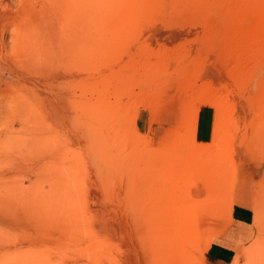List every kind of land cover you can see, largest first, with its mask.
Listing matches in <instances>:
<instances>
[{
    "label": "rangeland",
    "instance_id": "1",
    "mask_svg": "<svg viewBox=\"0 0 264 264\" xmlns=\"http://www.w3.org/2000/svg\"><path fill=\"white\" fill-rule=\"evenodd\" d=\"M5 101L42 194L0 264H218L238 218L264 264V0H0Z\"/></svg>",
    "mask_w": 264,
    "mask_h": 264
},
{
    "label": "bare ground",
    "instance_id": "2",
    "mask_svg": "<svg viewBox=\"0 0 264 264\" xmlns=\"http://www.w3.org/2000/svg\"><path fill=\"white\" fill-rule=\"evenodd\" d=\"M30 57L25 50V44L21 42L14 51L13 60H22L25 66L29 64L32 67ZM37 58L34 57V60L36 61ZM26 112V109L19 108L18 105L15 106L8 101L0 104V227L2 226L0 233L2 238L11 236H8L5 230H9L13 223L19 221L21 224L22 221H26L31 213L35 221L38 222L41 218L40 196L42 193L37 188L35 193L29 192L28 189V186L32 184L29 174L35 176L34 181L36 182L41 172V166L28 168L26 162L31 156L38 157L42 146L40 138L34 137L25 126ZM19 173L22 178L20 182L16 179V175ZM32 199L35 202L32 203ZM198 213L200 212H195V214ZM200 221L203 222V218H200ZM189 222L191 227L190 219ZM197 222L196 224H198ZM10 230V232L13 231ZM2 258L0 257V259ZM2 263L8 264L5 261Z\"/></svg>",
    "mask_w": 264,
    "mask_h": 264
},
{
    "label": "crops",
    "instance_id": "3",
    "mask_svg": "<svg viewBox=\"0 0 264 264\" xmlns=\"http://www.w3.org/2000/svg\"><path fill=\"white\" fill-rule=\"evenodd\" d=\"M143 185L139 184V188ZM247 223L243 219H235L229 230H232L236 235V238L230 239L228 236L223 238H217L214 240L208 250V257L218 263V264H227L228 260L231 258L232 253L234 252L233 244L234 242L243 245L245 243L244 238L246 237ZM239 235V236H238ZM238 241V242H237Z\"/></svg>",
    "mask_w": 264,
    "mask_h": 264
}]
</instances>
